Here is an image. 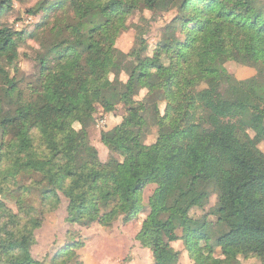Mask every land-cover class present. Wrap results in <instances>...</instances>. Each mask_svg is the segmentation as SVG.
I'll return each mask as SVG.
<instances>
[{"label": "trees", "instance_id": "1", "mask_svg": "<svg viewBox=\"0 0 264 264\" xmlns=\"http://www.w3.org/2000/svg\"><path fill=\"white\" fill-rule=\"evenodd\" d=\"M141 4L183 13L185 38L168 31L151 51L140 41L115 52L126 15ZM10 6L0 0V10ZM25 12L45 16L32 35L33 82L18 78L25 33L0 26V195L15 196L12 208L0 199V264H44L30 244L61 196L71 225L110 228L136 217L148 184L155 188L135 240L152 264H177L178 239L194 264H238L239 256L264 264V0H42ZM228 60L254 75L238 80ZM117 105L125 114L101 132L102 162L73 123ZM212 193L215 221L192 214ZM83 245L66 244L50 263L82 264Z\"/></svg>", "mask_w": 264, "mask_h": 264}, {"label": "rangeland", "instance_id": "2", "mask_svg": "<svg viewBox=\"0 0 264 264\" xmlns=\"http://www.w3.org/2000/svg\"><path fill=\"white\" fill-rule=\"evenodd\" d=\"M39 1L42 0H10L11 6L0 10V26H9L16 31H23L25 33V40L19 45L20 56L18 59V66L20 68V75L18 78L21 80L22 85L33 82L38 74V64L33 57L39 50V44L32 38V35L37 31V26L43 21L45 16L43 12H39L37 15L33 16L28 15L25 11L33 7ZM49 1L51 2L53 0ZM47 14L52 15L54 11H48ZM184 19H186L185 15L181 12H176L175 10L169 12H152L141 4L126 15L125 24L115 39L113 46L114 51L127 53L140 41H143L147 50L151 51L158 43H162L168 31L176 33L178 38L183 40L185 35L181 33L180 29L182 20ZM224 65L228 72L238 80L247 79L255 73L253 67L239 64L233 60L226 61ZM120 79L125 81L126 76L121 74ZM144 93L145 91L141 90L135 98H142ZM124 114L125 110L122 105H117L114 110L110 112H105L102 107L96 106L89 119L73 123L74 130L78 132L79 136L85 134L88 137L94 155L102 162L108 157V149L100 141L101 132L117 125ZM155 139L156 129L152 128L145 139V143L151 144ZM258 146L264 153V140L260 142ZM154 188V184H148L145 187L141 210L131 222L124 223L122 219L119 218L113 222L110 228H103L98 223H93L94 225L91 224L89 227L71 225L66 219L67 200L61 196L60 203L56 210L46 214L42 226L35 230V240L30 244L32 256L36 260L42 261L44 264H52L50 260L57 250L68 243L83 241L84 245L77 250L80 260L79 251L83 249L88 238L96 234H111L110 230L115 222L119 223L116 225H129L127 226L128 230H130V233L136 232V236L148 213V197L151 195ZM0 199L4 200L9 207H14L15 196L3 194L0 195ZM215 211L216 193H212L204 208L195 209L192 214L199 216L203 213H211L209 219L215 221ZM88 228L92 230L88 232L89 236H85L86 234L84 235L83 231ZM112 231H114V229ZM176 232L180 236L183 234L184 230L177 229ZM171 245L180 252L177 264H194L188 257L180 239L173 241ZM200 246L206 254L207 251L204 243L200 242ZM212 255L217 258H222L220 250L217 247H214ZM238 264H261V262L257 257L244 258L239 256Z\"/></svg>", "mask_w": 264, "mask_h": 264}, {"label": "crops", "instance_id": "3", "mask_svg": "<svg viewBox=\"0 0 264 264\" xmlns=\"http://www.w3.org/2000/svg\"><path fill=\"white\" fill-rule=\"evenodd\" d=\"M116 224L119 223L115 222L111 234H96L88 238L79 251L82 264H152L151 252L135 240L136 232L130 233L129 225ZM90 230L85 229L84 235L89 236Z\"/></svg>", "mask_w": 264, "mask_h": 264}]
</instances>
